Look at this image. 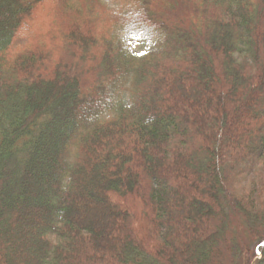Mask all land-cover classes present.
<instances>
[{
  "label": "trees",
  "instance_id": "trees-1",
  "mask_svg": "<svg viewBox=\"0 0 264 264\" xmlns=\"http://www.w3.org/2000/svg\"><path fill=\"white\" fill-rule=\"evenodd\" d=\"M118 1L49 72L0 0V264H264V0Z\"/></svg>",
  "mask_w": 264,
  "mask_h": 264
},
{
  "label": "rangeland",
  "instance_id": "rangeland-1",
  "mask_svg": "<svg viewBox=\"0 0 264 264\" xmlns=\"http://www.w3.org/2000/svg\"><path fill=\"white\" fill-rule=\"evenodd\" d=\"M84 1L86 0H42L11 41L7 56H11V59L18 54L23 55L28 52L46 54L50 56V63L46 66L47 71L50 72L52 69L51 65L57 64L60 56L67 58V56L62 55L63 50L66 49V47L63 48L64 43L62 42H64L66 34L73 25L77 24L78 28L79 25H82L81 30L83 31H86V29L90 31L88 28H91L93 34L101 37L103 36L102 33L111 32L113 30V22H111L110 18H107V15L111 17L117 14L122 8L121 2L118 0H95L101 3L102 6H96L91 12L95 14L97 12L98 15H101V18L97 22L93 20V24H91V22L84 23L85 20L83 18L80 20L81 15L90 10V7L88 10L85 9ZM67 2L68 4H66ZM77 2L81 3L79 10L72 6L73 3ZM73 18L82 23H78V21L72 22ZM123 40L131 46L135 56L144 55L149 49L148 45L136 35L134 37L124 36ZM131 201L132 198L130 203ZM31 204L34 205L33 202ZM28 216L31 217H29L30 220L25 224L26 227L23 230L26 237L24 242L32 244L31 234L35 231V226L31 221L32 215L29 214ZM27 252H30V250H27Z\"/></svg>",
  "mask_w": 264,
  "mask_h": 264
}]
</instances>
